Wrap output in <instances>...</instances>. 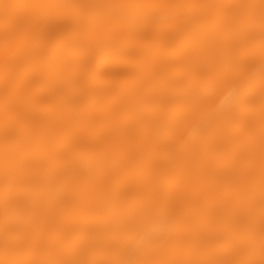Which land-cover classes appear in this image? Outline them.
Segmentation results:
<instances>
[{
  "label": "snow or ice",
  "instance_id": "6c2138e0",
  "mask_svg": "<svg viewBox=\"0 0 264 264\" xmlns=\"http://www.w3.org/2000/svg\"><path fill=\"white\" fill-rule=\"evenodd\" d=\"M2 7L0 264H264V0Z\"/></svg>",
  "mask_w": 264,
  "mask_h": 264
},
{
  "label": "bare ground",
  "instance_id": "6f19581e",
  "mask_svg": "<svg viewBox=\"0 0 264 264\" xmlns=\"http://www.w3.org/2000/svg\"><path fill=\"white\" fill-rule=\"evenodd\" d=\"M20 2V0H0V19H2L5 15H15V11L13 9H6L2 7L5 4H16ZM2 56V53H0ZM207 127V121L205 118L201 117L199 119H193L189 121L182 129V138L185 144H193L197 141L200 133L204 128ZM130 139L135 143H145L149 137L130 131L129 132Z\"/></svg>",
  "mask_w": 264,
  "mask_h": 264
}]
</instances>
